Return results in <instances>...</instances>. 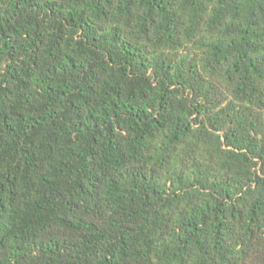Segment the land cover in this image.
I'll list each match as a JSON object with an SVG mask.
<instances>
[{
    "label": "trees",
    "instance_id": "1",
    "mask_svg": "<svg viewBox=\"0 0 264 264\" xmlns=\"http://www.w3.org/2000/svg\"><path fill=\"white\" fill-rule=\"evenodd\" d=\"M0 264H264V0H0Z\"/></svg>",
    "mask_w": 264,
    "mask_h": 264
}]
</instances>
